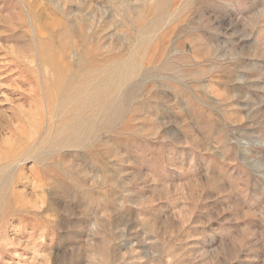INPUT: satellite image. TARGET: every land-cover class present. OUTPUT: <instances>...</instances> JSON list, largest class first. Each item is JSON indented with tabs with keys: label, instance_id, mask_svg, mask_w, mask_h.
Returning <instances> with one entry per match:
<instances>
[{
	"label": "rangeland",
	"instance_id": "rangeland-1",
	"mask_svg": "<svg viewBox=\"0 0 264 264\" xmlns=\"http://www.w3.org/2000/svg\"><path fill=\"white\" fill-rule=\"evenodd\" d=\"M0 264H264V0H0Z\"/></svg>",
	"mask_w": 264,
	"mask_h": 264
}]
</instances>
